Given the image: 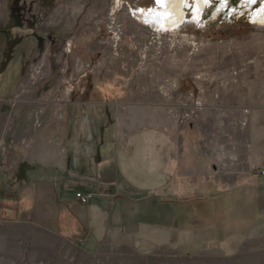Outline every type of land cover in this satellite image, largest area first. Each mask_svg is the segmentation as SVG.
<instances>
[{
    "label": "rangeland",
    "instance_id": "obj_1",
    "mask_svg": "<svg viewBox=\"0 0 264 264\" xmlns=\"http://www.w3.org/2000/svg\"><path fill=\"white\" fill-rule=\"evenodd\" d=\"M120 1L114 12L116 0H0L2 70L12 66V42L29 46L25 58L17 49L13 63L3 164L37 162L44 154L52 173L54 143L76 144L82 157L86 149L98 152L117 123L116 112L101 114L102 102L126 114L157 109L174 122L189 158L193 151L210 165L213 176L201 187L206 199L175 198L166 228L164 205L153 207V195L108 181L93 192H105L109 226L91 219L68 241L48 229L52 214L45 227L39 216H24L0 227V264H264V26L242 17L159 34L132 14L150 11L156 0ZM70 102L83 107L71 105L65 119ZM213 192L218 200L208 196ZM79 203L89 220L90 204Z\"/></svg>",
    "mask_w": 264,
    "mask_h": 264
},
{
    "label": "crops",
    "instance_id": "obj_2",
    "mask_svg": "<svg viewBox=\"0 0 264 264\" xmlns=\"http://www.w3.org/2000/svg\"><path fill=\"white\" fill-rule=\"evenodd\" d=\"M17 49L15 47L16 51ZM16 51L10 61L12 66L6 67L4 71L1 68L3 61L0 54V133H3L8 123L5 110L13 98L10 92L16 81V76L13 77L12 74L16 69L13 65L16 64ZM21 70L22 67L20 73ZM102 104L99 107L101 114L111 112L114 117L116 112L117 123L113 126L109 143L100 147L99 153L87 154L89 149H86V156L82 157L77 152L79 147L76 152L73 150L76 149V144L54 143L50 146L55 156V170L52 173L47 170L44 154L37 162L21 163L12 159L7 160L6 164H3L0 154V227L11 228L14 224L25 222L24 216L30 215L39 216L38 226L42 224L45 227L46 215L52 214L53 219L48 229L53 230L60 238L72 241L78 238L79 233H82L80 228L91 219L93 224L95 222L109 226V207L102 200L105 192L103 189L100 192L93 190L95 186L112 180H117L123 190L153 195V207L164 205L166 228L173 221L175 198L206 199V193L201 192V187L207 176H213L211 167L203 157H193L191 150L192 159L189 158L186 143L176 138L174 122L168 116L161 118L157 109L141 108L126 114L117 105L108 102ZM71 105L83 107L82 103L70 102V107L65 111V119L71 114ZM116 108L117 111H114ZM90 118L94 121L93 124L98 123L95 122L94 115ZM60 133L59 135L62 134ZM86 134L88 137L91 135V141L96 138L93 127ZM64 135L67 137V134ZM254 153L249 151L248 158L254 160ZM110 168L114 173L113 177L107 171ZM78 188H84L85 194L93 196L89 203V220L82 217L85 206L76 199L77 193L74 190ZM219 195L220 193L213 192L208 196L218 200ZM94 216L100 217L95 219Z\"/></svg>",
    "mask_w": 264,
    "mask_h": 264
},
{
    "label": "bare ground",
    "instance_id": "obj_3",
    "mask_svg": "<svg viewBox=\"0 0 264 264\" xmlns=\"http://www.w3.org/2000/svg\"><path fill=\"white\" fill-rule=\"evenodd\" d=\"M120 3L116 0L114 12ZM155 6L132 14L159 34L193 28L203 31L213 24L233 25L242 17L251 25L264 26V0H156Z\"/></svg>",
    "mask_w": 264,
    "mask_h": 264
},
{
    "label": "built area",
    "instance_id": "obj_4",
    "mask_svg": "<svg viewBox=\"0 0 264 264\" xmlns=\"http://www.w3.org/2000/svg\"><path fill=\"white\" fill-rule=\"evenodd\" d=\"M260 174L262 175V177H264V169H262L261 170V172H260ZM76 197H77V200L79 201V202H81L82 204H89L90 203V201L93 199V196L91 195V194H89V195H83V194H77L76 195Z\"/></svg>",
    "mask_w": 264,
    "mask_h": 264
},
{
    "label": "trees",
    "instance_id": "obj_5",
    "mask_svg": "<svg viewBox=\"0 0 264 264\" xmlns=\"http://www.w3.org/2000/svg\"><path fill=\"white\" fill-rule=\"evenodd\" d=\"M19 22H20V23H19ZM18 23H19V24L17 25V27H21V26H22V24H21V20H19ZM26 42L28 43V41H25V42L23 41V42H22L23 45L25 44V47H23V46L20 47V45H21V44H20V41H14V42H12V44H11L12 47H17L18 49H19V48H22L23 53L20 54L19 57H20V56L25 57V55L27 54V53H25V52L27 51V49H29V46H28V44H27ZM24 48H26V51H24ZM10 57H11V55H10ZM12 57H13V56H12ZM12 57H11V59H12ZM15 58H16V56H15Z\"/></svg>",
    "mask_w": 264,
    "mask_h": 264
}]
</instances>
